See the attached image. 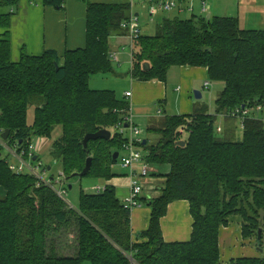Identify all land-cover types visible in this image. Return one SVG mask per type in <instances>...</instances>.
Returning <instances> with one entry per match:
<instances>
[{
	"label": "trees",
	"instance_id": "1",
	"mask_svg": "<svg viewBox=\"0 0 264 264\" xmlns=\"http://www.w3.org/2000/svg\"><path fill=\"white\" fill-rule=\"evenodd\" d=\"M64 1L42 4L62 10ZM16 2L0 0V8L11 9ZM86 7L85 48L67 51L62 58L54 51L39 57L23 54L16 63L10 60L8 36L12 13L0 12V134L9 130L10 145L27 146L33 138L50 139L59 127L49 155L60 164L65 182L84 169L88 157L92 163L84 177L114 178L118 159L112 157L121 151L122 137L112 132L108 141H88V153L83 139L101 129L111 131L129 106L113 91L90 89L89 80L112 71L110 38L126 32L121 24L130 17V4ZM179 15L160 17L153 35L141 34L133 42L131 78L165 82L172 68H204L207 81L223 87L213 115L200 110L166 116L146 128L157 137L153 143L145 139L146 163L169 169L161 175V194L149 203L148 228L131 233L130 212L112 186L101 192L81 191L74 210L54 190L37 186L28 173L17 175L0 159V186L5 190L0 198V264H133L130 259L135 264H221L220 229L233 218L240 220L241 237L255 239L253 244L262 248L264 123L247 118L239 141L218 135L214 123L219 115L243 107L260 106L264 112V30L242 29L234 17ZM38 99L43 103L28 125L27 110ZM178 201L189 205L190 238L166 243L160 221ZM71 234L70 244L66 237ZM65 247L74 254H64ZM228 264H264V256Z\"/></svg>",
	"mask_w": 264,
	"mask_h": 264
},
{
	"label": "crops",
	"instance_id": "2",
	"mask_svg": "<svg viewBox=\"0 0 264 264\" xmlns=\"http://www.w3.org/2000/svg\"><path fill=\"white\" fill-rule=\"evenodd\" d=\"M130 1L65 0L63 9L57 10L51 6L43 5L42 0H17L11 9L0 8V12L5 13L10 11L12 13L8 29L11 62H18L23 54L30 57H39L46 51H54L62 58L67 51L85 48L86 4H130L131 13L133 14L132 3L134 0L132 3ZM138 1H144L147 4V0ZM210 9L211 6L208 12H210ZM199 10L198 7V13ZM154 14L159 15L160 12H154L151 17L149 14L151 20L155 17ZM133 15L138 16V14ZM109 43V53L117 54L120 47L123 48L127 45L130 47L131 45V42L127 39V32L112 36ZM131 62L130 51V69L125 74L119 75L114 72L110 74L114 78H130V87L120 93L122 94L120 99H126L131 108L140 111L136 120L146 122L147 128L152 124L160 122L163 119L162 114L164 115L165 111H170L171 116L190 115L200 110H206L210 114L204 103H201L204 90L209 88V85L204 88V84L209 83L204 68H172L168 71L165 82H139L131 78ZM92 77L89 80V84L93 80ZM93 81L96 82L95 79ZM109 89L107 88V90ZM92 90H98V88L95 87ZM195 91L200 93V99H195L193 94ZM113 92L116 94L115 91ZM126 92H130L129 97H125ZM152 104L161 113L159 115L156 112L151 115H144L147 111L146 108ZM136 120L134 116V121ZM136 125H139L138 121H136ZM149 167L150 175L142 180L144 191L140 198V207L130 212V229L133 235L143 232L148 228L150 220L149 203L161 194L165 183V179L160 175L156 177L152 166ZM112 169L115 174L114 178L107 181L93 178L95 180L87 183L85 188H90L93 191V189H104L106 186H112L115 190L116 198L121 202L129 193L128 175L130 172L123 168L120 171L115 169V167ZM4 195L5 190L0 186V196ZM191 224L192 219L187 202L178 201L170 204L166 216L160 221L164 241L166 243L188 241L191 234ZM72 239L70 240V244ZM251 242V239L244 240L241 237L240 220L238 218L231 219L228 227L220 229L219 249L221 264H228L230 260L237 258L259 257L260 253H258V249L255 251L250 247ZM68 251L71 250L65 247L64 254H67ZM70 253L69 256L74 254L73 251Z\"/></svg>",
	"mask_w": 264,
	"mask_h": 264
},
{
	"label": "rangeland",
	"instance_id": "3",
	"mask_svg": "<svg viewBox=\"0 0 264 264\" xmlns=\"http://www.w3.org/2000/svg\"><path fill=\"white\" fill-rule=\"evenodd\" d=\"M206 4L208 7L211 6L209 14L212 16H218V17H234L237 18L239 21V25L242 29L246 30H264V0H206ZM195 13L196 15H203L202 13H198V7L200 9V4L196 0L195 1ZM7 8V7H4ZM8 9V8H7ZM132 11L133 14H138L139 16V30L142 35H153L155 33L156 28L159 26L160 17L168 16L172 17L175 15V12L172 13H163L160 12L159 15L154 14V18L151 20L148 13V3L146 2H139L138 0H134L132 3ZM191 14L185 13L179 15V17L183 19H187ZM204 14V16H206ZM130 51L131 48L129 45L124 46L123 48L120 47L118 50L117 58L118 62L112 61V71L116 74H125L130 69ZM117 71H116V70ZM110 72V73H111ZM119 72V73H118ZM102 74V75H96L93 78L96 82L93 80L90 82L89 87L90 89L97 87L98 90H107V88H110L109 90H113L116 92L117 98L120 99V94L122 91H124L126 88L130 87L131 80L130 78L127 79V77H113L112 74ZM223 85L222 84H215L210 83L209 88L207 90H204L203 99H201V103H204V106L207 108V110L210 112L211 115L215 112V106L214 102L221 92ZM43 100L38 99L36 100L27 110V124L31 125L34 119V110L37 107L38 104H42ZM147 111L144 115L148 114H154L156 110L158 109L154 104L150 105L146 108ZM140 111H137L135 108H132L133 116L136 117ZM169 112V113H168ZM166 112L162 116H171L170 111ZM138 121L140 126L139 128L142 131L141 138L143 140L147 139L149 142L153 143L157 140V137L155 135H149L146 133V126L147 123L142 120H136ZM135 121V123H136ZM220 127L221 132L217 133L218 135H221V137L227 138L231 141H239L242 138V130L240 128V121L238 119L236 120H229L226 118L217 117L214 128ZM60 136V128L56 127L51 135L50 139L41 138V139H35L33 138L31 141L34 143L36 150L34 154L38 157V160L32 163L34 167L39 168V174L42 175L41 170L43 167H50V170L48 171L46 169V173L44 174V179L46 182H50L54 185V187L57 190H63L66 189V195L64 196V200L67 202L68 206H70L72 209L77 210L78 208V202H79V194L81 191L86 193H92L93 191L90 188H85L87 183L90 181H93L95 179L90 177H82L77 179H71L67 181L66 184H63L62 186L58 184L59 182V174L61 173L60 164L54 160H52L51 156L49 155V150L51 148L52 143ZM0 159H6V161H9L11 163H15L14 158L11 156V154L0 145ZM115 169L118 171L121 170L120 163H117L114 165ZM113 167V168H114ZM153 171L155 173V176L158 177V175H165L168 172V166L167 165H158V166H152ZM150 169V167H149ZM150 175V174H149ZM71 186V190H68V186ZM3 196H0V198ZM74 235H70V239L73 238ZM66 237V241H70ZM252 241H255L253 239ZM250 247H252L255 251L258 249L257 246L253 244V242L250 244ZM260 255L264 256V240L262 244V248L258 250ZM88 264V263H84Z\"/></svg>",
	"mask_w": 264,
	"mask_h": 264
},
{
	"label": "built area",
	"instance_id": "4",
	"mask_svg": "<svg viewBox=\"0 0 264 264\" xmlns=\"http://www.w3.org/2000/svg\"><path fill=\"white\" fill-rule=\"evenodd\" d=\"M133 0L130 1L132 3ZM196 0H147L148 3V13L151 15L154 12H163V13H171L177 12L179 14L190 13L194 14ZM200 4L199 13L208 14L209 7L206 4V0H197ZM139 18L138 16H134L132 13L127 21L121 24V28L127 32V39L131 42L130 48L132 51L133 42L141 35L139 30ZM117 53H109V58L111 61H118ZM209 83L204 84V88L208 87ZM130 92L125 93V97H129ZM123 119L120 123H118L115 127L111 129L112 132L120 135L124 140L121 151L118 153V163H120V167L123 169L129 170V193L128 196L121 201V204L125 210L131 212L133 209L140 207V198L142 197V193L144 191L142 180L149 175V165L145 160V152L143 150V139L141 138L142 131L136 125L134 121V116L132 113V108L130 105L124 112ZM161 111L159 109L156 110V114L159 115ZM221 118L240 121V128L243 131L244 129V121L252 117L254 119H258L264 123V112L260 106H256L254 108H241L235 109L229 113H225L224 115H219ZM217 133L221 132V128L217 127L215 129ZM0 145L7 149V151L14 158L15 163H11L7 161L9 165V169L18 174L28 173L32 175L36 179V185L44 184L54 190L58 197L64 200V196L66 195V190H57L54 185L50 182H46L44 179L46 170L42 169V175L39 174V168L34 167L32 163L33 158L36 156L34 154L36 147L32 141L28 143L27 146H21L20 144L13 143L9 144L7 140L3 141L1 139L0 134ZM37 161V160H36ZM137 165H139L137 167ZM63 174H59V182L61 186L66 184L65 180H63ZM97 190V191H96ZM93 189L94 192H101L104 189ZM65 201V200H64ZM66 202V201H65ZM130 262L133 264L134 261L130 259Z\"/></svg>",
	"mask_w": 264,
	"mask_h": 264
},
{
	"label": "water",
	"instance_id": "5",
	"mask_svg": "<svg viewBox=\"0 0 264 264\" xmlns=\"http://www.w3.org/2000/svg\"><path fill=\"white\" fill-rule=\"evenodd\" d=\"M206 18L207 19L210 18V14L209 13L206 15ZM55 67H56V69L58 68L56 64H55ZM143 67H144V69H147L148 68V65L147 64H144ZM193 94H194L195 99H200L201 98L199 92L195 91ZM9 133H10L9 130H5L1 134V139L3 141L7 140L8 137H9ZM110 138H111V132L109 130H107V129H101V130L97 131L96 133L87 134L84 137V139H83V144H82L83 145V149H84V151L86 153H88V150H87V143H88V141H95V140H99V139H101V140H107L108 141V140H110ZM142 145H145V141L142 142ZM176 145H178V146H184V143L183 142H178V143H176ZM117 157H118V153L116 152V153L113 154L112 159L115 161V160H117ZM36 160H37V156H35L33 158V161H36ZM91 163H92V159H91V157H88L86 159L84 169L80 173H73L70 177H68L66 179V182L69 181V180H71V179L82 178V177L86 176V174L90 170ZM47 170L49 171L50 170V167H48ZM68 190H71V186L70 185L68 186ZM261 216H262V214H261ZM256 234H257V237H256L257 242H259L261 240V230L258 229ZM258 250H259V248H258Z\"/></svg>",
	"mask_w": 264,
	"mask_h": 264
}]
</instances>
